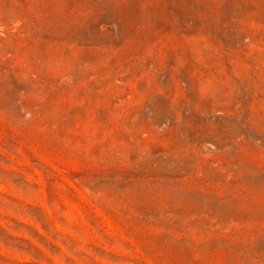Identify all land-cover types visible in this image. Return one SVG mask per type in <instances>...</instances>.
<instances>
[{
  "label": "rangeland",
  "instance_id": "rangeland-1",
  "mask_svg": "<svg viewBox=\"0 0 264 264\" xmlns=\"http://www.w3.org/2000/svg\"><path fill=\"white\" fill-rule=\"evenodd\" d=\"M0 264H264V0H0Z\"/></svg>",
  "mask_w": 264,
  "mask_h": 264
}]
</instances>
